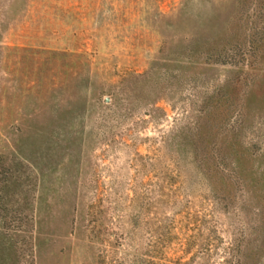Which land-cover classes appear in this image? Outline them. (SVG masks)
I'll list each match as a JSON object with an SVG mask.
<instances>
[{
    "label": "rangeland",
    "instance_id": "obj_1",
    "mask_svg": "<svg viewBox=\"0 0 264 264\" xmlns=\"http://www.w3.org/2000/svg\"><path fill=\"white\" fill-rule=\"evenodd\" d=\"M235 6L0 0L10 264H264V221L235 188L231 155L212 179L188 144L203 98L237 66L197 67L186 46L217 35ZM249 27L264 32V5ZM240 135L262 168L264 103Z\"/></svg>",
    "mask_w": 264,
    "mask_h": 264
},
{
    "label": "trees",
    "instance_id": "obj_2",
    "mask_svg": "<svg viewBox=\"0 0 264 264\" xmlns=\"http://www.w3.org/2000/svg\"><path fill=\"white\" fill-rule=\"evenodd\" d=\"M263 5L264 0H236L234 15L217 35L196 38L185 49L186 59L197 67L223 65L227 59H232L237 66V72L223 86L203 98L199 118L188 136L189 151L204 174L212 179L217 174L224 176L218 158L231 155L235 188H243L246 192L247 206L251 200L257 202L256 216L262 221L264 164L254 169L260 159L244 145L240 132L250 105L264 103V32L255 33L249 27L252 16ZM214 152L218 154L215 156ZM209 159L213 166L208 163ZM11 164L4 163L1 167L0 217L6 216L5 200L14 187ZM3 227L5 229V225ZM10 239L0 227V264H10L14 259ZM244 258L240 253V263Z\"/></svg>",
    "mask_w": 264,
    "mask_h": 264
}]
</instances>
